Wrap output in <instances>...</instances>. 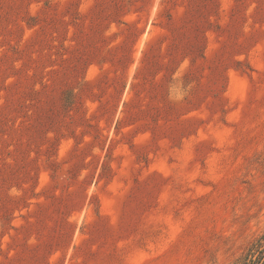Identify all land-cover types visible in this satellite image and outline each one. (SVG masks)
<instances>
[{
  "label": "rangeland",
  "instance_id": "rangeland-1",
  "mask_svg": "<svg viewBox=\"0 0 264 264\" xmlns=\"http://www.w3.org/2000/svg\"><path fill=\"white\" fill-rule=\"evenodd\" d=\"M264 237V0H0V264H233Z\"/></svg>",
  "mask_w": 264,
  "mask_h": 264
},
{
  "label": "trees",
  "instance_id": "trees-1",
  "mask_svg": "<svg viewBox=\"0 0 264 264\" xmlns=\"http://www.w3.org/2000/svg\"><path fill=\"white\" fill-rule=\"evenodd\" d=\"M233 264H264V237L257 239Z\"/></svg>",
  "mask_w": 264,
  "mask_h": 264
}]
</instances>
